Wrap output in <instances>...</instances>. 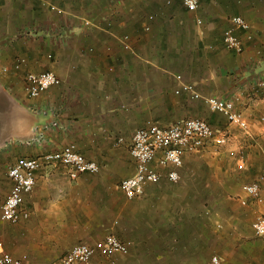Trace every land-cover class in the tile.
I'll use <instances>...</instances> for the list:
<instances>
[{
  "label": "crops",
  "instance_id": "0c3cea01",
  "mask_svg": "<svg viewBox=\"0 0 264 264\" xmlns=\"http://www.w3.org/2000/svg\"><path fill=\"white\" fill-rule=\"evenodd\" d=\"M167 1L0 0V242L23 264H62L73 245L93 244L108 234L131 243L126 256L140 257V247L161 238L160 215L185 222L171 205L162 207L163 200L176 199L178 210L192 199L209 196V191L186 186L187 176L214 169L209 161L201 169L195 154H185L180 169V184L187 189L171 190L172 183L163 178L128 200L120 187L134 172L129 148L136 130L186 118H203L215 130L231 126L202 98L185 91L176 94L181 85L177 75L201 96L229 99L239 94L236 109L250 127L248 147L261 149L264 90L255 80L264 76V0H199L194 12L181 0ZM235 16L249 25L248 30H234L241 52L223 41ZM20 59L24 62L15 70ZM47 71L57 75L60 85L28 98L26 74ZM37 130L44 132L45 141L30 143ZM66 145L95 161L100 171L71 179L61 163H44L35 173L33 190L24 195L22 211L28 217L3 221L1 206L13 185L10 166ZM241 192L237 204L255 217L264 215V192L261 204ZM241 199L247 200L245 206ZM212 219L213 257L222 264H264V237L256 236L251 224L241 226L237 214L224 224ZM187 220L182 227L186 232L179 236L183 249L208 247L205 227ZM197 230L199 242L193 234ZM106 257L96 252L92 262L103 264Z\"/></svg>",
  "mask_w": 264,
  "mask_h": 264
},
{
  "label": "built area",
  "instance_id": "2783aa9c",
  "mask_svg": "<svg viewBox=\"0 0 264 264\" xmlns=\"http://www.w3.org/2000/svg\"><path fill=\"white\" fill-rule=\"evenodd\" d=\"M216 1V0H212ZM188 11L194 12L199 6V0H181ZM171 1H167L170 4ZM52 9L61 13L60 9ZM232 27L223 34V41L228 49L236 52L242 51V42L234 34L235 29L248 30L249 25L241 16L231 18ZM148 31L149 27L145 26ZM128 37H125L126 41ZM125 48L128 45L125 43ZM24 62L20 59L14 69L18 70ZM7 73V68H2ZM176 79L181 82L175 91L189 92L193 98H202L210 111L222 115L231 126L248 134L249 124L243 114L236 109L240 96L234 95L225 99L218 96H201L191 84L183 83L180 75ZM61 81L53 72H29L24 79V91L28 98L36 99L50 87L60 85ZM255 86L264 90V76H258ZM264 123V108L260 117ZM46 139L44 132L37 130V135L30 143H42ZM226 141L223 133L215 130L208 121L203 118H186L175 121L168 126L149 124L136 130L132 136L129 155L134 162L135 168L131 176L124 178L120 187L126 199L133 200L141 196L147 185L156 184L165 178L169 183L177 184L181 179L180 169L183 165L185 154L200 153L207 149L211 143L222 145ZM61 163L68 169L71 179L77 178L84 173L96 174L100 171L99 165L92 160L86 159L78 153L74 145H66L63 148L46 153L37 158H21L8 169V177L13 185L1 206V219L9 223H17L21 218H27L28 214L22 211L24 195L30 193L36 183V171L44 164ZM242 190L257 203H262L261 194L264 192V169L257 181L247 183ZM241 205L247 204L246 199L240 200ZM251 228L258 237H264V215L256 216ZM131 243L122 241L113 234L95 241L93 244L78 243L73 245L61 258L62 264H93L92 259L96 252L106 256L129 254ZM213 264H219L217 257H212ZM0 264H23L19 259L7 253L0 242ZM115 264V262H111Z\"/></svg>",
  "mask_w": 264,
  "mask_h": 264
},
{
  "label": "rangeland",
  "instance_id": "374dc122",
  "mask_svg": "<svg viewBox=\"0 0 264 264\" xmlns=\"http://www.w3.org/2000/svg\"><path fill=\"white\" fill-rule=\"evenodd\" d=\"M218 131L226 137L224 144L211 143L205 151L192 155L203 165L201 169L205 170L208 167L206 161L213 163L214 169L208 170L209 172L204 174L196 173L197 175L192 178L191 175L185 178L189 182L186 183L188 188L196 191H209V196L207 198L192 199L188 207L177 206L176 204L175 207L177 206L178 210L174 209L176 199L175 202L171 201V203L168 199L163 200L161 206L168 207L171 205L173 212L184 217L185 222L182 220L183 223H181V217L178 218L175 215L169 221L166 220L168 217L170 218L169 215H160V228L163 229L160 231L161 238L159 242L140 247L144 252L140 257L137 255H113L109 256L108 259L115 261V264H213L211 260L214 252L210 246L214 243L215 230L212 225V218L216 217L218 222L224 224L231 221L233 214H237L241 226L245 225L246 228L251 224L255 215L251 214L247 207L237 204V196L242 193L241 190L245 184L257 181L260 178L261 171L264 169V138L261 141V149L255 151L248 147L251 138L244 131L231 126ZM180 181L178 184H171V190L176 191L186 188L183 185L181 186ZM163 217L165 221L162 219ZM187 218L191 220L192 225L197 224L199 227H205L206 236L204 235V237L208 247L198 245L195 249L192 248L191 252V248L183 249L181 244H183L184 238L180 239V235L186 232L182 227L183 225L187 227V224H189ZM175 221L176 223H173ZM171 226H180V230L178 228L175 231V227L171 230ZM145 232L150 233L147 230ZM193 234L197 236L195 241L199 242L198 234H200V231H194ZM171 235L174 237L173 239ZM243 238H247V236L245 235ZM177 243L180 245L177 246ZM171 252L173 255H171ZM107 260L103 264H108Z\"/></svg>",
  "mask_w": 264,
  "mask_h": 264
}]
</instances>
